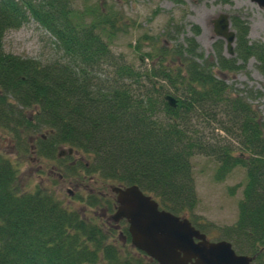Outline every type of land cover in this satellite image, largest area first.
<instances>
[{"label":"trees","instance_id":"1","mask_svg":"<svg viewBox=\"0 0 264 264\" xmlns=\"http://www.w3.org/2000/svg\"><path fill=\"white\" fill-rule=\"evenodd\" d=\"M73 1L0 0V130L17 153L32 144L35 159L52 161L62 181L90 179L101 190L75 193L78 210L39 186L20 192L18 168L0 154V264H156L130 246L124 221L109 220L115 203L108 187L135 185L160 209L209 232L212 224L192 216L196 156L215 163V182L244 170L236 220L218 231L237 254L264 264V115L247 102L264 103V94L240 96L225 82L249 59L264 79V40L249 41L247 24L230 17L233 57L216 41L213 61L205 60L194 25L183 45L168 44L183 32L168 18L162 34L136 38L135 68L110 50L134 22L104 1L80 9ZM28 21L51 38L58 59L41 64L3 52L4 33ZM61 149L72 154L57 158Z\"/></svg>","mask_w":264,"mask_h":264},{"label":"rangeland","instance_id":"2","mask_svg":"<svg viewBox=\"0 0 264 264\" xmlns=\"http://www.w3.org/2000/svg\"><path fill=\"white\" fill-rule=\"evenodd\" d=\"M89 1L74 0L72 6L80 9ZM103 1L107 6L120 10L135 24L133 30L119 36L110 46L114 55H121L127 64L135 68H138L140 64L137 55L131 49L136 38L143 33L152 37L162 34L166 29L168 30L165 26L168 18H172L173 22L181 25L183 29V32L177 34L168 44L172 45L174 41V44L183 45L184 37H192L190 26L194 25L198 28V34L194 38L198 45L197 53H200L205 60L213 61L212 45L217 39L211 31V21L220 14L243 20L248 27L249 41L264 40V11L248 0H180V3L172 0H101ZM220 41L224 45L223 40L220 39ZM140 48L141 52L148 51L146 43H142ZM2 50L6 54L35 60L41 64L58 59L60 56L51 38L32 21H28L16 30L6 31L2 39ZM223 56L228 57L224 53ZM196 61L200 63L199 59ZM255 65V61L249 59L235 75L226 76V85L231 88L232 93L237 92L240 96L250 95L251 97L257 92L264 94V79L256 71ZM247 102L264 115V103L261 98H249ZM212 135L218 136L224 143H230L228 138L220 132L214 130ZM33 140L34 137L30 139V144ZM31 146V151L17 153L10 139L0 130V154L7 157L9 162L18 168L20 192H29L35 186H39L53 193L65 207L78 210L79 205L74 202L75 193H97L101 190L99 185L93 184L90 179L81 183L62 181L53 167V162L35 159ZM78 159L76 158L75 161ZM191 165L197 198V205L192 216L201 218L214 226L211 231L204 233L208 241L221 240L218 229L231 225L237 217V203L242 198L244 170L235 168L222 182H215L212 176L215 163L212 160L196 156L191 159ZM51 178L58 182L52 185ZM96 214L101 212L97 211ZM188 218L190 219V216Z\"/></svg>","mask_w":264,"mask_h":264},{"label":"water","instance_id":"3","mask_svg":"<svg viewBox=\"0 0 264 264\" xmlns=\"http://www.w3.org/2000/svg\"><path fill=\"white\" fill-rule=\"evenodd\" d=\"M264 11V0H248ZM213 36L224 42V53L233 55L235 34L230 29L228 15L220 14L211 21ZM161 90V87L158 88ZM166 103L175 107L170 96ZM59 150L57 157L71 155ZM115 203L109 219L116 224L125 221L130 246L156 264H252L253 257L236 254L224 240L211 242L196 230L185 216L161 210L152 196L137 186H109Z\"/></svg>","mask_w":264,"mask_h":264}]
</instances>
